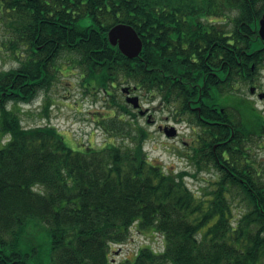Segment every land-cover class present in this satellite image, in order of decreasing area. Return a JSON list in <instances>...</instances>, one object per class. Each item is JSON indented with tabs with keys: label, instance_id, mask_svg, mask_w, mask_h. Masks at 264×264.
<instances>
[{
	"label": "trees",
	"instance_id": "trees-1",
	"mask_svg": "<svg viewBox=\"0 0 264 264\" xmlns=\"http://www.w3.org/2000/svg\"><path fill=\"white\" fill-rule=\"evenodd\" d=\"M253 1L0 0L2 42L18 62L0 70V264H264V177L250 146L264 113L243 93L260 74L247 55L252 13L264 12ZM118 22L141 36L138 57L109 41ZM64 57L117 112L100 123L119 144L75 149L55 124H23L12 105L47 92ZM122 85L196 126L185 154L194 172L149 155ZM205 169L218 178L200 194L187 176ZM236 201L247 206L239 216ZM133 226L160 233L163 249L112 261Z\"/></svg>",
	"mask_w": 264,
	"mask_h": 264
},
{
	"label": "rangeland",
	"instance_id": "rangeland-1",
	"mask_svg": "<svg viewBox=\"0 0 264 264\" xmlns=\"http://www.w3.org/2000/svg\"><path fill=\"white\" fill-rule=\"evenodd\" d=\"M5 36H7V32L0 23V70H7L18 65L16 59L10 56L3 45L2 39ZM69 59L70 57H64L58 60L60 70L56 72V78L47 92L41 91L31 102L16 105L9 102L8 106L13 104L12 106L19 110L25 126L55 124L64 134L67 144L72 148L77 149L73 140L77 143L82 142L83 146L93 147L108 142L119 144L122 140L121 137L110 136L105 130L99 128L97 122L94 121L104 114H117V112L108 107L102 91H98L96 93L98 97L95 98L94 94L87 90L83 85L82 70L69 67L68 64L72 62ZM256 82L260 85V91H264V69L258 75ZM249 88V86H244L245 92L243 93L257 99V107L264 111V99H260L256 94H251ZM139 95L143 106L150 108L152 115L150 122H148L147 116L139 114L137 116V120L150 132V138L145 145L149 155L170 169L176 171L186 169L194 172L195 168L185 154L190 152L189 143L197 136L195 133L198 130L196 126L189 120L177 121L173 117L172 111L163 106L158 99L151 101L143 97L141 93ZM48 100L50 101L49 104H47ZM166 126H175L178 131L177 135L167 136L164 133ZM2 146L3 143L0 141V148ZM250 146L253 149L254 165L259 168L264 177V136L257 138L256 142ZM217 178L218 171L216 169H205L199 172L197 177L187 176V182L191 188L201 194L203 192L201 187H209ZM246 207L245 205L241 206L236 201L234 203L235 215L239 216L241 210L244 211ZM163 239L160 233L155 235L151 231H139L133 226L129 239L122 244L114 245L111 259L114 262L133 260L140 247L146 244H151L157 249H163Z\"/></svg>",
	"mask_w": 264,
	"mask_h": 264
},
{
	"label": "flooded vegetation",
	"instance_id": "flooded-vegetation-1",
	"mask_svg": "<svg viewBox=\"0 0 264 264\" xmlns=\"http://www.w3.org/2000/svg\"><path fill=\"white\" fill-rule=\"evenodd\" d=\"M251 7H254L256 5H260V3L258 1H253L250 3ZM260 14V16H258ZM264 16V12H259L258 10L253 11L252 13V18L249 21V40H250V46H249V50L247 51V55L252 57V59H256V61H251V68L254 70L257 67V70L259 73L262 72V70L264 69V35L263 33L260 31V20L261 18ZM43 20H45V16L43 17ZM233 43V42H232ZM236 48H232L231 47V56H233V58L236 61V56H237V52L235 50ZM231 62V64L229 65V70L230 72H235L236 68H237V64H233ZM223 67V65L221 66ZM218 68V67H215ZM235 75V74H233ZM252 87L254 88V90H252ZM260 85L258 83L250 85V93L251 94H256L258 95V97L260 99H264V91H260ZM122 92V91H121ZM138 91L136 90H130L129 92H122V97L126 99L128 94L134 95L137 94ZM263 94V98L260 97V94ZM250 101L255 102V104L257 103V99L250 97L249 99ZM138 111V110H137ZM264 113V111H262ZM102 113V112H101ZM237 111L235 110V114L234 117L236 116ZM106 117V115H102L101 117H97L96 119H94V121L97 122V125L99 128L103 129L104 128L101 126V119ZM263 132H264V125H263ZM262 132V133H263ZM260 134L259 136L263 137L264 134ZM73 143H75L76 148L77 149H85L87 148L86 146H83L82 142L77 143L76 141L73 140ZM89 147V146H88ZM188 153V152H187ZM188 156H190V154H186Z\"/></svg>",
	"mask_w": 264,
	"mask_h": 264
},
{
	"label": "water",
	"instance_id": "water-1",
	"mask_svg": "<svg viewBox=\"0 0 264 264\" xmlns=\"http://www.w3.org/2000/svg\"><path fill=\"white\" fill-rule=\"evenodd\" d=\"M260 24V31L264 35V16L261 18ZM108 38L112 45H118L119 49L128 57H138L143 50V41L141 36L137 32V30L129 23L118 22L114 24L108 30ZM129 90V86L123 88V91ZM252 90H254L253 87ZM260 97H263L262 93L260 94ZM127 101L132 103L135 108H139L141 106L140 97L138 95H128ZM146 112L147 109L140 110V114H145ZM148 121H151V115H149ZM164 131L165 134L170 137L176 136L178 132L175 126H166L164 128Z\"/></svg>",
	"mask_w": 264,
	"mask_h": 264
}]
</instances>
